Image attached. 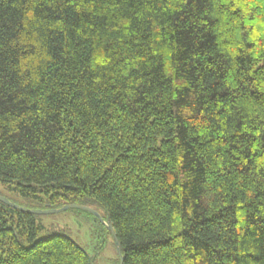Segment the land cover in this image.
Returning a JSON list of instances; mask_svg holds the SVG:
<instances>
[{"label":"trees","instance_id":"trees-1","mask_svg":"<svg viewBox=\"0 0 264 264\" xmlns=\"http://www.w3.org/2000/svg\"><path fill=\"white\" fill-rule=\"evenodd\" d=\"M0 189L124 264H264V0H0ZM41 229L0 201V264H94Z\"/></svg>","mask_w":264,"mask_h":264},{"label":"rangeland","instance_id":"rangeland-1","mask_svg":"<svg viewBox=\"0 0 264 264\" xmlns=\"http://www.w3.org/2000/svg\"><path fill=\"white\" fill-rule=\"evenodd\" d=\"M1 190V189H0ZM6 199L20 207L31 210H44V205L40 203L25 200L19 196L12 195L5 191H0ZM13 200V201H12ZM60 206H56V211H60ZM101 212L106 217L104 209ZM36 221L42 227L40 236L63 234L74 240L81 248L85 249L92 256H96L94 264H120L118 247L115 244L114 238L109 234L99 235L94 237L93 231L97 233L100 230L96 227L95 220L89 216L86 211L81 209H69L52 214L36 215ZM100 248V249H99ZM99 249V250H98ZM96 252L98 254L96 255Z\"/></svg>","mask_w":264,"mask_h":264},{"label":"water","instance_id":"water-1","mask_svg":"<svg viewBox=\"0 0 264 264\" xmlns=\"http://www.w3.org/2000/svg\"><path fill=\"white\" fill-rule=\"evenodd\" d=\"M0 201H2L4 203H7L10 206H12V207H14V208H16V209H18L20 211L27 212V213L34 214V215L52 214V213H57V212L64 211V210H69V209H81V210H84V211L89 212L94 217H96L100 221V223H102L104 226H106L107 229L109 230V232L112 234V236L114 238V241H115V244L118 247V254H119V258H120V264H124V257L122 256L121 248H120V246L118 244L119 242H118L117 236H116V234L114 232V229L112 228L111 223L109 221L108 222H105V220L103 219L102 215L100 213H98L96 210H94V209H92L90 207L82 206V205H68V206L62 208L60 211H56V210L40 211V210L27 209V208L20 207L18 205L12 204L8 200H6L5 198H3L1 196H0ZM81 249L85 252V250L83 248H81ZM91 261H92V259L89 256V262H90V264H91Z\"/></svg>","mask_w":264,"mask_h":264},{"label":"flooded vegetation","instance_id":"flooded-vegetation-1","mask_svg":"<svg viewBox=\"0 0 264 264\" xmlns=\"http://www.w3.org/2000/svg\"><path fill=\"white\" fill-rule=\"evenodd\" d=\"M100 222V221H99ZM102 224V223H101ZM103 225V224H102ZM106 227V226H105Z\"/></svg>","mask_w":264,"mask_h":264}]
</instances>
